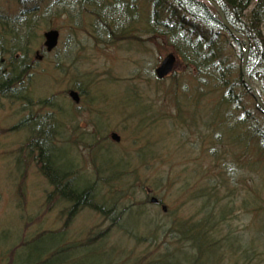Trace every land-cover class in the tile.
<instances>
[{
    "label": "rangeland",
    "instance_id": "obj_1",
    "mask_svg": "<svg viewBox=\"0 0 264 264\" xmlns=\"http://www.w3.org/2000/svg\"><path fill=\"white\" fill-rule=\"evenodd\" d=\"M151 2L92 0L81 5L77 0H46L43 9L36 13L38 19L30 28L22 30L28 21L22 20L21 23L15 18H10L5 28L0 26V39L8 40L4 48L9 49L4 57L0 54V60L22 56L20 63L26 64L24 68L29 63L34 68L29 72L30 83L15 91L22 93L21 96L29 99L28 102L23 100L18 105L0 98V243L2 240L9 243L15 240V235L21 236L18 242L11 243L10 247L16 251L8 253L0 246V260L6 256L9 263L16 261L17 253L30 258L38 255L35 249L29 253L18 251L23 240L29 237L27 234L67 228L70 238L81 231L87 237L111 226L107 219L103 223L105 217L101 218L98 212L93 211V216L84 215L88 210L77 211L67 226L71 206L59 202L61 199L54 194L55 188L37 171L35 156L38 154L31 157L23 154L31 149L28 142L31 136L40 142L46 139L40 144L55 153L60 152L55 158L65 160L61 169L75 168L70 175V178L74 177L71 186L76 185L78 180V183L85 182L96 189L94 204L103 199L114 202L119 197L117 212L124 214L127 212L123 210L127 209L138 210L142 214V225L137 221L140 218L137 212L129 219H123L126 230L139 228L135 233L139 231L144 239L138 246L135 247L137 241L130 237L133 232L129 231L128 236L125 230L116 236L113 231L110 242L118 244L123 241V246L128 245L135 256L148 254L150 259L162 257L170 260L169 256L174 255V261L181 260L180 264H208L196 242L184 240L183 236L188 232L183 235L179 231L196 229L204 216V213H199L200 210L207 208L209 213L212 206L210 200L219 202L217 195L212 194L209 199L205 192L200 193L199 199L193 198L194 191L200 189L194 186L199 181L196 172H193L201 170L203 177L210 173L207 185L214 183L222 174V179L229 185L220 194L223 201L217 209H212L213 219L211 223H206L201 236L212 247V256L218 258V262H211L264 264V193L254 186V182L260 183L258 176L264 181V114L251 96L245 106L250 116L243 117L242 110L235 111L227 103H223L218 113L219 93L209 94L206 90L207 97L201 98L202 94L194 88L188 70L190 63L184 65L179 63L180 59L173 75L156 81L154 70L174 52L160 36L152 34L157 26L149 24L153 9ZM123 4L127 5L126 9ZM130 6L134 19L125 25L129 17L123 16L131 14ZM17 11L20 10L15 0H0L1 13L17 16ZM103 24L108 29L118 24L116 34L113 37L108 34ZM52 29L59 31L60 45L57 51L47 53L43 35ZM18 37H26L19 46L15 45ZM37 53L45 54V58L39 60ZM199 63L203 65L204 62L199 59ZM6 69L2 64L0 72L8 73ZM240 72L238 69V76ZM219 74L217 71L213 73L215 77ZM206 77L209 80L213 78ZM255 81L258 84L256 91L264 104V79L255 78ZM70 90L80 94L77 107L68 96ZM123 98L129 100V108L125 110L121 109L127 105ZM71 104L76 111H72ZM117 105L121 110H115ZM66 106L67 114L73 117L62 120ZM228 112L236 115L223 121L222 114ZM23 119L29 127L40 122L37 120H44L43 124L40 122V130H46L51 123L48 128L50 134L37 139L39 133L17 127ZM254 131L257 137H254ZM113 133L120 136L119 143L112 141ZM219 133L223 138L215 144L211 138H216ZM67 139L72 144L77 142L76 151L70 145L62 147ZM144 149H149L150 157H153L147 158L148 151ZM19 150L22 155L18 154ZM102 150V165L119 167L117 173L128 176L135 186L134 190L122 195L120 186L103 185L108 175L97 174ZM7 153L11 154V158ZM23 155L29 157L23 160ZM20 157L26 164L29 161V170L20 172L19 169L14 175L12 171L16 167L13 165ZM9 159L12 167L4 170L3 165ZM249 160L258 176L251 172ZM120 162H124V166ZM231 164L234 165L230 169ZM225 172L230 173V177ZM187 183L193 184L192 189L185 187ZM79 187H83V183ZM22 191L24 194H21ZM147 191L151 192V196L147 195ZM152 196L168 208L167 213L162 211L161 206L150 203ZM233 200L236 205L231 213L228 205L224 204ZM143 202L145 204L139 205ZM238 211L239 215L235 217ZM224 212L227 213L223 217ZM19 219L22 220L20 225ZM100 224L102 226L98 227ZM117 224L119 227L123 223ZM181 224L185 226L181 227ZM5 231L10 232L9 238L4 237ZM86 237L77 239L84 241ZM146 250L149 251L145 253ZM2 263L7 264L5 261Z\"/></svg>",
    "mask_w": 264,
    "mask_h": 264
},
{
    "label": "trees",
    "instance_id": "obj_2",
    "mask_svg": "<svg viewBox=\"0 0 264 264\" xmlns=\"http://www.w3.org/2000/svg\"><path fill=\"white\" fill-rule=\"evenodd\" d=\"M218 6L223 10V12L226 15L227 20L229 21L230 25L238 32H240L244 37H246L251 44L250 48V56H249V69L255 66L259 63H264V36L262 35L260 31V26L264 22V0H258L256 2V6L251 11L249 16H245L244 12L254 3L255 0H214ZM156 7L163 8V7H170L171 11L174 14L184 13L188 15H198L201 14V19H203L206 23H208L211 30H218L223 31V28L221 26V23L219 21V17L213 13L210 9L207 7H204V5L199 4L195 0H158L155 2ZM157 9H155V12H157ZM203 12H206L208 14H203ZM208 16V17H207ZM214 16L213 18H211ZM246 17V22L244 23L243 19ZM6 24H1L0 26L6 27ZM26 27L30 28L31 25H26ZM23 28V27H22ZM18 27L16 28V30ZM133 29V28H131ZM165 31H164V30ZM163 29L160 31V35H168V36H174L178 32V25L174 23H168L163 26ZM4 33V31H2ZM14 35V34H13ZM229 39L231 41V44L238 45V41H236L235 38H233L231 35L229 36ZM18 42H16L15 45L19 46L22 41H20L19 38H16ZM7 41L8 45V40ZM4 42L3 46L1 47L0 44V54H3L2 57H4L5 53H7L6 43ZM203 43L202 45H212L213 41L212 39L201 40ZM220 46L216 42L214 46V50L219 49ZM13 49V48H12ZM233 49L234 46H233ZM20 53L22 50H17ZM198 51V49H197ZM15 52V51H14ZM183 54V53H182ZM14 55V54H13ZM186 57L187 54H184ZM236 56L238 59L241 58V51H238L237 53H233V57ZM22 56H18L16 59L11 57L9 59L2 60V63H0V70L2 69V64L4 65L5 69L8 71V73H2L0 72V94H9L10 98H12L13 101L20 100L21 94H15V88L17 86L23 87L24 84L28 82V79L24 77L26 74H29V70L27 69V66L24 68V65L21 64L20 59H22ZM225 56L222 52V49H219L216 52L210 53V64H208L209 72L207 73L209 76L213 77L210 79V84L213 89L218 90V92H224L226 93V90L229 88L228 83L231 82V75L232 71L231 68H227V72L224 70V64L225 62ZM10 62V63H8ZM5 63L7 67L5 66ZM217 71L220 72L218 77H215L213 73ZM8 74V77H4L3 75ZM238 85H244L243 82L239 79L237 81ZM28 85V84H27ZM11 90V91H10ZM242 90L245 93V88H242ZM8 95V96H9ZM228 102V101H227ZM223 121L224 117L221 116ZM224 124V122H222ZM23 131L26 130L27 132L31 133H39L38 138L41 136L45 138L47 135L50 134L48 132V129L40 130L37 123L35 125H32V127H29V125L25 124ZM30 133V134H31ZM53 134V133H52ZM36 140L35 138L29 136V141L31 142V149L28 150L26 153L30 157L34 156L33 154H38V156H35V160L38 163L39 171L42 175L47 178L49 183L55 188L54 194L58 195V197L61 199L59 202H64L65 204L71 206L69 209L68 219L70 220L72 217H74L78 212L85 208L90 209H96L99 211V213L105 217L107 222L111 223L110 228L107 230L98 232L97 234H90L87 237L83 235V232L81 231L76 233V235H72L70 238L68 231L69 229L63 228L62 230H56V231H43L42 233H36L32 234L28 238H25L23 242L21 243L18 251L23 250L26 253L30 252L31 250L35 249V252L38 254L33 258L24 257L22 254L17 253L16 255V261H11L9 263V258L4 256L2 258L3 261H6L7 264H180L181 260L174 261V255L169 256L170 260L160 258H149L148 254L142 255L139 254L138 256L134 255V251L130 250L127 246H123V241L114 244H111L112 234L114 231L115 236L120 235V231L122 233L129 232V230H139V228L129 229L126 230L123 223V219H129L131 215H133L137 210L132 211H124L127 213L117 212V205L119 201V197H116V200L114 202H109L107 199L101 200V203H93L94 199V193L96 191L95 188L92 187V185H86L85 182L83 183V187H79L78 180L76 181V185L71 186V181H73V178H70L71 171L75 168L72 167L70 169H61L63 164L65 163V160L62 159H56L58 158L57 154L55 153L53 149L48 148L45 145H41L39 141L34 142ZM46 140V139H45ZM55 153V156H54ZM28 156V157H29ZM63 162L62 166L61 163ZM120 165L124 166V162H120ZM25 164L23 163V167ZM120 168L116 167L114 165L110 166H104L103 169L100 170V174H109L108 178L103 180V185H117L124 189L121 190L122 195H126V192L129 193L132 190L135 189V186L131 184L128 176L123 174H118L114 171H119ZM124 172V171H123ZM99 175V174H98ZM71 182V183H70ZM188 184V183H187ZM185 184V187L186 185ZM229 183L225 181V179H221L216 181L215 183H212L208 186V189H206L205 194L209 197L212 196V194L218 196V201H215L214 199L210 200L211 211L207 213L206 209H201L199 213H204V216L202 217V220L200 222V225L194 229H188L186 232L179 231L180 234H185L183 236L184 240L187 241H195L197 244V248L203 252L205 257L207 258L208 264H210L211 260L218 262V258L216 256H212L213 249L212 247L207 244L204 239H202V231L205 229L206 223H211V220L213 219V212L212 209H217L220 203H222L223 199H220V194L222 193L223 189L227 187ZM75 186V187H74ZM196 195V194H195ZM199 195V193H197ZM201 196V194L199 195ZM95 200V199H94ZM233 202H226L224 205H233ZM206 207V205H205ZM231 209L233 208L230 207ZM127 214H129L127 216ZM142 215V214H141ZM139 214V219L137 220L140 224L142 222V216ZM127 216V217H126ZM68 220V221H69ZM120 223L121 225L118 227L117 223ZM142 225V224H141ZM102 225H98L100 227ZM185 225L181 224V227ZM128 227V226H127ZM142 227V226H141ZM140 227V228H141ZM194 231V234H193ZM139 233V231H138ZM129 236V234H128ZM86 239L83 241H79L77 238ZM131 239H135L137 243H135V247L138 246L142 239L130 234ZM19 238L21 236L15 235V240H10V242L3 243L1 242V249L2 250H8L7 252L10 253L12 250H14V247H10L15 242H18ZM22 240V239H21ZM13 243V244H11ZM47 243V244H46ZM127 244V242H125ZM0 249V250H1ZM1 250V251H2ZM16 251V249L14 250ZM146 250L145 253H147ZM12 254V253H11ZM144 254V253H143ZM201 254V253H200ZM15 255V253H14ZM11 255V259H12ZM202 256V255H201ZM173 259V262H170ZM185 260H187L185 258ZM200 263V262H199ZM211 264H213L211 262Z\"/></svg>",
    "mask_w": 264,
    "mask_h": 264
},
{
    "label": "bare ground",
    "instance_id": "obj_3",
    "mask_svg": "<svg viewBox=\"0 0 264 264\" xmlns=\"http://www.w3.org/2000/svg\"><path fill=\"white\" fill-rule=\"evenodd\" d=\"M26 4H27V2H25V1H22V2H19L18 3V8H19V10L21 9V8H24V6H26ZM17 12H19V11H17ZM36 16V13L34 14V17ZM19 25H17L16 26V28L18 27ZM4 77H8V74H5V75H3ZM24 77H26V78H29L30 77V75H28V74H26ZM43 117V116H42ZM60 156V155H59ZM60 158H61V156H60ZM5 235H4V237H6V238H9V236L11 235V234H9L10 232L9 231H5ZM28 236H30L31 234H27ZM2 242L3 243H6V242H8V241H6V240H2ZM1 246V245H0ZM0 264H3V263H0Z\"/></svg>",
    "mask_w": 264,
    "mask_h": 264
},
{
    "label": "water",
    "instance_id": "obj_4",
    "mask_svg": "<svg viewBox=\"0 0 264 264\" xmlns=\"http://www.w3.org/2000/svg\"><path fill=\"white\" fill-rule=\"evenodd\" d=\"M56 40H57V35L56 34H52V37L50 38V41H49L50 48H53L55 46ZM168 61L172 63L174 60L171 59V58H169ZM113 138H115L116 140H118V137L116 135H113Z\"/></svg>",
    "mask_w": 264,
    "mask_h": 264
}]
</instances>
